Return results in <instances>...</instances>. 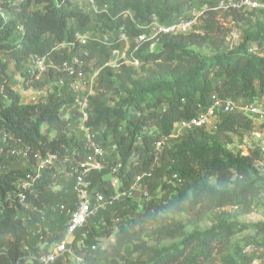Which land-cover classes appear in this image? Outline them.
I'll return each instance as SVG.
<instances>
[{
  "label": "trees",
  "instance_id": "1",
  "mask_svg": "<svg viewBox=\"0 0 264 264\" xmlns=\"http://www.w3.org/2000/svg\"><path fill=\"white\" fill-rule=\"evenodd\" d=\"M76 1L21 0L11 4L12 19L5 23L0 18V74L6 75L8 68L7 62L2 61L3 55L12 59L18 68H22L32 54L49 57L55 63L67 59L66 52L55 48L59 42L75 41L72 20L77 18L83 25L93 22L74 9ZM95 1L99 6L107 4L109 12L98 11V15L107 19L110 29L115 30L125 24L130 34H138L142 31L138 25L149 23L153 15L167 23L179 15H188L191 8L205 4L213 6L218 0ZM127 10L133 13V20L123 17ZM206 14L215 17L219 12L210 10ZM223 14L236 21L250 23V29L245 30L246 41L236 51L203 57L193 47L202 46L207 41V33L161 34L155 50H151L150 43H143L135 52L141 61L140 67L124 65L116 71L106 63L111 48L119 44L102 46V57L97 62L100 71L96 91L89 99L88 124L112 126L123 160L128 157L135 135L145 126L158 127L160 133L157 137L161 133L169 134L176 122L194 117L199 104H209L210 94L214 91L232 98H256L262 93L264 57L257 52L264 50V9L232 10ZM17 25H23L24 32L19 33ZM197 29L200 30L199 22ZM203 29L206 32L214 30L212 25ZM61 76L50 72L42 81H36L35 86L42 87ZM3 81L4 77L0 75V82ZM62 104L63 100L53 95L36 104H24L21 95L6 84L4 90H0V124L30 144L34 151H63L74 142V137L69 133V122L62 119ZM121 125L125 126L127 136H118L117 130ZM251 129L250 117L235 112L223 116L217 129L197 128L174 142L172 148L165 152L162 165L150 182L152 190H160L162 194V189L166 188L162 184L164 172L175 171L184 177L181 186L159 199L162 203H154L157 211L164 209L172 220L158 228L151 245L143 238L144 228L123 230L113 246L114 253L119 256L126 245H132L139 252L136 259L127 260L125 264H240L239 257L243 254L239 248L228 254L225 247L243 226L234 221L220 220L204 232L187 234L186 224L175 216L194 211L201 216L226 206L249 207L253 199L261 196L264 175L256 166L261 157L260 150H253L245 156L239 151L234 153L226 145L233 135L239 136ZM145 139L151 141L148 136ZM18 174V170L0 173L2 195L13 189ZM97 176L98 173L95 174ZM61 199L62 195L49 192L42 186L33 202L44 207ZM12 212L8 209L0 220V248L12 236L14 240L11 241L9 257L16 263L21 254L20 238L25 228L13 218ZM260 227L264 230V223ZM167 240L173 243L164 245ZM215 254H219L222 263L212 260ZM95 259L101 260V257ZM0 260L5 263L7 259L0 256ZM55 264L62 262L58 260Z\"/></svg>",
  "mask_w": 264,
  "mask_h": 264
},
{
  "label": "built area",
  "instance_id": "2",
  "mask_svg": "<svg viewBox=\"0 0 264 264\" xmlns=\"http://www.w3.org/2000/svg\"><path fill=\"white\" fill-rule=\"evenodd\" d=\"M21 0H0V18L3 22H9L13 17L10 8L14 2ZM85 1L90 4L95 13L98 11L109 12L107 4L99 6L95 0ZM264 9V0H218L216 4H208L202 7L191 8L188 15H179L174 20L164 23L156 15L147 24H139L142 31L138 34H130L125 24L120 25L113 33L103 35L107 46L119 44L111 48L109 60L106 65L116 71H120L124 65L140 67L141 61L134 55L143 43H150L151 50H155L157 38L161 34H178L190 31L200 32L197 29L198 22L205 12L213 10L219 13L232 10L254 11ZM124 18L133 20L130 10L123 12ZM19 33L24 32L23 25H17ZM89 37L76 30L75 41H63L56 45V50L68 54V58L62 63H55L51 58L32 54L27 63V75L29 81H39L50 72L61 74L55 82L58 89L63 91V104L60 108L62 119L69 122V133L77 144L69 145L63 151L44 153L34 151L30 144L0 124V173L18 170L13 189L5 195L0 193V220L8 209L13 210L12 216L19 220L25 230L20 238V252L17 262L13 263L9 257L11 241L0 248V256L6 257V262L0 264H55L61 260L62 264H108L103 258L98 257V235L106 227L108 220L102 215L106 208L118 207L134 201L135 209L145 213L148 208L154 213L152 206L161 199L160 190L154 191L150 187L155 171L162 165L165 152L172 148L185 133H190L197 128L209 130L217 129L223 116L230 113H241L250 117L252 129L248 132L256 146L264 141V89L256 98L240 97L232 98L212 92L210 102L207 105L199 104L198 113L189 119H183L174 124L172 132L161 133L156 126H145L133 139L132 147L126 160H123L117 135L112 126L101 124L98 127L89 125L90 97L95 93L94 86L99 75L100 67L93 76L96 81L87 84L80 78L81 68L86 65L85 55H77L73 51L77 46L85 47ZM250 51H253L250 49ZM264 57V50L257 52ZM5 55L2 61L6 62ZM4 81L0 82V90L3 91L6 84L9 85L8 68ZM10 86V85H9ZM34 86V84L32 85ZM12 90L15 89L10 86ZM89 88L87 94L83 91ZM58 96L57 90L54 91ZM59 93H61L59 91ZM66 95V97H65ZM70 101L73 103L70 105ZM38 103V102H36ZM34 103V104H36ZM76 120V129H72V122ZM124 125L118 127V136H127ZM155 127L158 134L148 132ZM75 133V134H73ZM150 137L147 142L145 137ZM154 137V138H153ZM156 137V138H155ZM153 138V139H152ZM238 151L245 156L250 152L242 147ZM73 153V154H71ZM22 161L24 168L13 167L14 162ZM13 168H12V167ZM256 166L264 167V161L258 159ZM71 169V182L68 202L61 200L44 207L35 205L36 198L41 191L42 183L46 177L56 178L57 170L66 172ZM136 170L134 173L131 171ZM98 176L95 177V174ZM109 174V181L103 180V176ZM184 183L181 173L166 171L162 176L163 187L178 188ZM49 192L58 193L60 188L54 190L44 186ZM57 191V192H55ZM238 209L239 206H232ZM60 218L64 216L61 230L52 236L48 224L51 214ZM158 225L153 230L157 231ZM156 233V232H155ZM245 256H263L264 246L256 242H250L242 247ZM95 259V260H94Z\"/></svg>",
  "mask_w": 264,
  "mask_h": 264
},
{
  "label": "rangeland",
  "instance_id": "3",
  "mask_svg": "<svg viewBox=\"0 0 264 264\" xmlns=\"http://www.w3.org/2000/svg\"><path fill=\"white\" fill-rule=\"evenodd\" d=\"M90 7L91 5L85 1H76L74 3V9L91 18L93 22L88 25H83L77 18L72 20L75 31L77 30L89 37L88 44L85 47L77 46L73 51L77 55L87 53V55L84 57L86 65L81 68L80 78H83L85 81L88 79V85L90 82H92V79L93 82H95L97 78L93 76V74L99 69L97 62L102 57L101 48L105 45L103 35L107 33H113L115 31L109 28L106 18L102 19L99 17L98 13H95ZM207 25H212L214 30L206 32V30L203 28H205ZM249 26V22L242 23L236 21L223 13L215 15V17H210L208 14H206L199 21V27L201 34L207 33V41L204 42V44L200 47H193V50L203 57H211L214 55L225 54L230 51H236L237 48L246 41L245 30H249ZM251 45L253 46V44ZM5 59L8 64L7 77L9 79V85L15 89V92L21 95V100L24 104H34L36 102L44 101L49 95L64 99L62 95L64 89H58V86L55 82L56 80H51L42 87H36L35 81H29L30 78L26 74L27 63H25L22 68H18L12 59L9 57H5ZM33 84L34 86H32ZM96 85L94 86L95 91ZM55 90H57L58 96L55 95ZM59 91L61 93H59ZM64 93L66 94L68 92L64 91ZM68 99L69 97L67 95V97L64 99L65 102H68ZM72 103L73 102L70 101V105ZM151 128L152 129L149 128L148 132L158 134V130L155 127ZM53 134L54 133L51 135ZM75 144H77V142L74 141L73 145ZM226 145L227 148L232 150L234 153L238 151L239 147L247 149L250 154L253 152V150H260V159L264 161V141L260 143V146H256L248 132H243V134H239V136L233 135L231 142L226 143ZM10 163L13 164V167L16 166V168H24V166H22V161L20 160ZM70 171V168L66 172L57 170L56 178H52L51 175L50 177H46L42 183V186H46V188L48 187L52 190H54L55 187L63 189V193H60V195L64 197V201L68 202V196L72 195L71 191L69 190L71 182V175H69ZM260 171L264 175V168H260ZM110 179L111 176L109 174H105L103 176V180L105 181H109ZM172 189L176 188H170L169 186L163 188L162 197L164 198V196L169 194L168 192L172 191ZM171 196L172 194H170V198ZM160 203L162 202H160L158 198L157 204ZM152 208H154V213L150 211V208H148L147 211L143 213L135 209L134 201H132L129 204H123L121 206L119 205L118 207L106 208L103 212H101L102 215L107 217L108 223L102 230V233L98 235L99 247L101 248L99 252H97L98 256L103 258L108 264H125L127 260H134L139 256V252H136L132 245H126L119 256L114 253L113 246L117 237L122 233L123 230L136 231L142 227L145 230L143 238L148 244H153L154 237L156 236V231L153 230L154 226L158 225L160 227L165 223L170 222L172 218L163 211L164 209L157 211L155 205H153ZM50 214L51 217H49L50 223L48 226L50 228L51 235L54 236L57 235L56 232H58V230H61L62 224L59 222L64 221V216L56 219L58 215L53 214V212H50ZM175 217L177 220L186 224L185 231L187 234L204 232L213 225L218 224V221L220 220L234 221L243 226L244 228L241 231H237L231 237L229 243L225 247L226 253L228 254H233L236 252V248H239L240 253H242V247L250 242L260 243V245L262 244L264 246V230L260 227L261 224L264 223V192L259 198L256 197L253 199L249 207L243 208L240 206L238 209H235L232 206H226L211 210L207 214L201 216H198L196 211H194L193 213H180ZM171 243H173L172 240H167L164 241L163 244L167 245ZM212 260L214 262L222 263L219 254H215ZM239 263L264 264V257L241 255L239 257Z\"/></svg>",
  "mask_w": 264,
  "mask_h": 264
},
{
  "label": "crops",
  "instance_id": "4",
  "mask_svg": "<svg viewBox=\"0 0 264 264\" xmlns=\"http://www.w3.org/2000/svg\"><path fill=\"white\" fill-rule=\"evenodd\" d=\"M88 90H89V88H86L84 91H83V94H87V92H88ZM77 121L76 120H74L73 122H72V126H73V130L74 129H76V123ZM264 168V167H263ZM66 192H67V190H66ZM58 193L60 194V193H63V189H61L60 188V190L58 191Z\"/></svg>",
  "mask_w": 264,
  "mask_h": 264
}]
</instances>
